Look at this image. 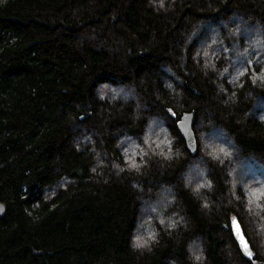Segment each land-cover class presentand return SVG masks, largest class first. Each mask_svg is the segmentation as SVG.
Returning a JSON list of instances; mask_svg holds the SVG:
<instances>
[{
	"label": "trees",
	"instance_id": "16d2710c",
	"mask_svg": "<svg viewBox=\"0 0 264 264\" xmlns=\"http://www.w3.org/2000/svg\"><path fill=\"white\" fill-rule=\"evenodd\" d=\"M253 191L264 0H0V264H264Z\"/></svg>",
	"mask_w": 264,
	"mask_h": 264
},
{
	"label": "water",
	"instance_id": "95a60500",
	"mask_svg": "<svg viewBox=\"0 0 264 264\" xmlns=\"http://www.w3.org/2000/svg\"><path fill=\"white\" fill-rule=\"evenodd\" d=\"M194 124H195V111L185 113L182 116L180 122L178 123L179 132L181 133V135L185 139L187 149L192 155H195L198 151V142H197L196 133L194 131ZM5 213H6V207L3 203L0 202V216H3ZM234 221H239V219L237 217H234L232 222H231V229L233 232V236H234L235 241L237 242V237L234 234V231H235ZM239 223H240V221H239ZM240 226L242 228L241 223H240ZM244 235H245V233H244ZM245 237H246V235H245ZM246 239L248 241L247 237H246ZM248 243H249V241H248ZM238 246L240 248L239 244H238ZM249 246H250V250L252 252V258L251 259H249L248 256L245 255V253L243 251H241V250L240 251H241V253L245 259H247L248 261H254L255 254L251 248L250 243H249Z\"/></svg>",
	"mask_w": 264,
	"mask_h": 264
},
{
	"label": "rangeland",
	"instance_id": "374dc122",
	"mask_svg": "<svg viewBox=\"0 0 264 264\" xmlns=\"http://www.w3.org/2000/svg\"><path fill=\"white\" fill-rule=\"evenodd\" d=\"M122 93V92H121ZM120 93V94H121ZM159 130H161L163 133L164 130L161 129V127H158ZM128 143V142H127ZM208 147V146H207ZM248 170H250V168H247ZM201 174V173H200ZM200 174H198V172H194L193 174L191 173L189 176L191 178V175H192V182L196 181L198 178H200ZM245 176V173L243 172L242 169L238 170L237 171V175H236V178L238 180H241L242 178H244ZM236 181V182H239V181ZM162 198L160 199V204L157 205L156 207H150L149 210H146L148 211L147 212V215L143 218V223H149L151 222L154 218L156 219H159L161 214L165 212L167 206L169 205L170 203V200H169V197L168 195L164 194V195H161ZM148 230V226H142L140 229H139V233L141 232H146ZM137 234V242L140 243L142 241H145L147 237H142V236H145L146 234H148L149 232L147 233H143V234Z\"/></svg>",
	"mask_w": 264,
	"mask_h": 264
},
{
	"label": "snow or ice",
	"instance_id": "6c2138e0",
	"mask_svg": "<svg viewBox=\"0 0 264 264\" xmlns=\"http://www.w3.org/2000/svg\"><path fill=\"white\" fill-rule=\"evenodd\" d=\"M253 197L256 199H260L264 197V191H253L252 193ZM235 224V231L234 234L237 237V243L240 245V250L245 253V255L248 256L249 259L252 258V252L250 250L249 243L244 235V230L241 228L239 221H234ZM199 259V257H197Z\"/></svg>",
	"mask_w": 264,
	"mask_h": 264
}]
</instances>
